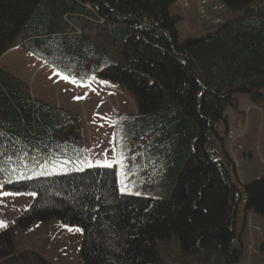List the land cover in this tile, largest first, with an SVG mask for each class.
I'll return each instance as SVG.
<instances>
[{
  "label": "trees",
  "instance_id": "1",
  "mask_svg": "<svg viewBox=\"0 0 264 264\" xmlns=\"http://www.w3.org/2000/svg\"><path fill=\"white\" fill-rule=\"evenodd\" d=\"M176 1L0 0V60L23 49L121 86L138 107L114 116L115 150L141 162L158 198L122 195L116 168H87L80 118L34 99L0 67V184L35 193L23 228L58 219L82 229L85 264H164L158 243L173 241L184 257L235 264L240 199L264 217V178L242 193L225 150L237 96L264 109V0H223L240 16L182 43ZM67 162L73 172L30 177ZM3 236L0 262L10 264Z\"/></svg>",
  "mask_w": 264,
  "mask_h": 264
},
{
  "label": "rangeland",
  "instance_id": "2",
  "mask_svg": "<svg viewBox=\"0 0 264 264\" xmlns=\"http://www.w3.org/2000/svg\"><path fill=\"white\" fill-rule=\"evenodd\" d=\"M169 13L179 20L176 30L180 43L213 32L220 24L240 16L239 11L230 9L223 0H177ZM0 67L27 84L34 99L80 118L87 167L91 163L93 167L89 168H105L96 165L106 159L111 161L112 168L117 169L120 191L121 181L124 180L123 165L126 164L129 175L125 183L133 193H140L132 196L160 197L140 161L129 159L122 164L117 158L113 117L138 111L130 92L109 81L84 79L81 74L68 75L64 68L44 65L18 48L2 56ZM237 105V109L228 107L225 112L228 119L225 150L233 162L236 179L244 193L245 186L260 183L264 178V109L246 95L237 96ZM72 165L69 162L44 165L34 170L30 177L70 173L74 171ZM35 199V195L14 193L0 184V221L4 224L0 226V235L4 234L2 245L11 242L16 256L10 264H85L81 252L82 231L70 230L76 226L63 224L58 219L37 222L27 228L19 225V218L30 209ZM247 202V195L239 202L235 227L239 247L234 262L264 264V217L248 207ZM158 250L164 264H207L201 257H184L177 241L160 242Z\"/></svg>",
  "mask_w": 264,
  "mask_h": 264
},
{
  "label": "snow or ice",
  "instance_id": "3",
  "mask_svg": "<svg viewBox=\"0 0 264 264\" xmlns=\"http://www.w3.org/2000/svg\"><path fill=\"white\" fill-rule=\"evenodd\" d=\"M65 79H68V77H64ZM74 82V81H73ZM0 135H2V133H0ZM0 155H2V153H0ZM124 156L123 153H121L120 155V163L123 164V160H124ZM8 160H11V157H8ZM97 167H105V168H112L113 164L111 161L109 160H104L102 163H98L96 165ZM88 167H93V165L91 163L88 164ZM124 171L122 173V175L124 176V180L121 181V187H120V193L122 195H131V194H135V195H140L139 192L133 193L129 188L127 183H125V180H127L128 178V165L124 164L123 165ZM0 171H3V168H0ZM32 195H35V193H32ZM0 226H4L3 221H0ZM67 227V226H66ZM70 230H74V231H82V229H80L79 227H72L70 228Z\"/></svg>",
  "mask_w": 264,
  "mask_h": 264
}]
</instances>
